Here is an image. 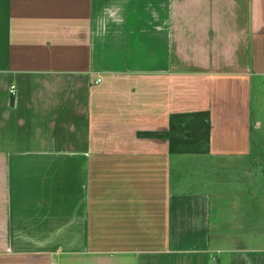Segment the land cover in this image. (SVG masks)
Wrapping results in <instances>:
<instances>
[{"label": "crops", "instance_id": "0c3cea01", "mask_svg": "<svg viewBox=\"0 0 264 264\" xmlns=\"http://www.w3.org/2000/svg\"><path fill=\"white\" fill-rule=\"evenodd\" d=\"M263 94L264 0H0V264H264L182 177L252 156ZM196 112L206 151L140 134Z\"/></svg>", "mask_w": 264, "mask_h": 264}, {"label": "rangeland", "instance_id": "374dc122", "mask_svg": "<svg viewBox=\"0 0 264 264\" xmlns=\"http://www.w3.org/2000/svg\"><path fill=\"white\" fill-rule=\"evenodd\" d=\"M256 93V92H255ZM253 115L263 120V130L255 129L252 132L253 153L250 158L244 161L231 162L225 167H217L211 160L197 156L194 160L186 162L183 166L185 175L182 177L189 180L185 185L196 182V187L201 189L218 191L225 209L231 212L225 213L226 219H238L237 230H232L229 226H224L222 230L237 232L236 234L245 235H264V94L256 98L252 105ZM191 176L189 175V171ZM261 175V176H260ZM188 182V183H187ZM211 183V187L206 184ZM216 199V196H213ZM217 204V200H214ZM250 239L247 244H260L252 242L255 237Z\"/></svg>", "mask_w": 264, "mask_h": 264}, {"label": "trees", "instance_id": "16d2710c", "mask_svg": "<svg viewBox=\"0 0 264 264\" xmlns=\"http://www.w3.org/2000/svg\"><path fill=\"white\" fill-rule=\"evenodd\" d=\"M211 129L210 113H178L170 116L169 129L166 131L143 132L145 137L167 138L170 152L208 150Z\"/></svg>", "mask_w": 264, "mask_h": 264}, {"label": "built area", "instance_id": "2783aa9c", "mask_svg": "<svg viewBox=\"0 0 264 264\" xmlns=\"http://www.w3.org/2000/svg\"><path fill=\"white\" fill-rule=\"evenodd\" d=\"M10 94H12L13 96L16 94V87L15 86H12L10 88Z\"/></svg>", "mask_w": 264, "mask_h": 264}]
</instances>
